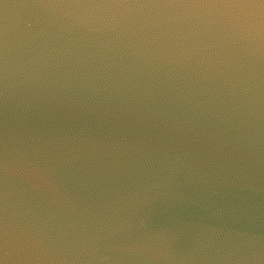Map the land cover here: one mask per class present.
Wrapping results in <instances>:
<instances>
[{"label": "water", "instance_id": "obj_1", "mask_svg": "<svg viewBox=\"0 0 264 264\" xmlns=\"http://www.w3.org/2000/svg\"><path fill=\"white\" fill-rule=\"evenodd\" d=\"M0 264H264V0H0Z\"/></svg>", "mask_w": 264, "mask_h": 264}]
</instances>
